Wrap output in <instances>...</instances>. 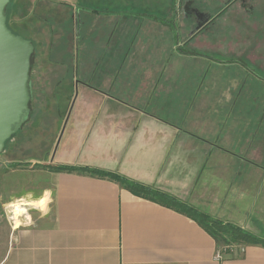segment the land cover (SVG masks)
<instances>
[{
  "label": "crops",
  "instance_id": "0c3cea01",
  "mask_svg": "<svg viewBox=\"0 0 264 264\" xmlns=\"http://www.w3.org/2000/svg\"><path fill=\"white\" fill-rule=\"evenodd\" d=\"M132 6L88 12L95 29L85 36L97 50L77 74L80 92L52 165L120 174L264 240V78L240 64L247 76L240 84L260 86L251 93L233 92L237 79L212 74L213 64H198L203 70L186 78L169 64L171 54L180 56V12ZM221 174L239 186L197 189ZM51 179L48 213L13 228L0 264H264V247L226 253L194 220L113 182L57 172Z\"/></svg>",
  "mask_w": 264,
  "mask_h": 264
},
{
  "label": "rangeland",
  "instance_id": "374dc122",
  "mask_svg": "<svg viewBox=\"0 0 264 264\" xmlns=\"http://www.w3.org/2000/svg\"><path fill=\"white\" fill-rule=\"evenodd\" d=\"M118 1L131 6L133 2H144L146 6L163 11L170 8L166 0H14L11 4V26L24 28L21 31L27 32L31 39L37 40L38 45L32 43L35 52L31 59L30 76L34 92L30 103V120L6 146L4 152L0 153V259L8 247L15 226L18 229L38 224L48 213L52 179L51 172L45 166H52V156L75 92V85L69 83L65 74L64 64L71 61L75 66L77 64L75 75H80L81 67L91 64V58H94L97 50H92V46L97 48V42L90 44L85 36L87 30L95 29L89 11L86 12L85 8H109ZM194 1V5H199L209 14L220 10L219 0ZM255 2L254 11L260 14L261 0ZM187 4L188 8L191 3ZM138 10L144 8L140 6ZM224 10L215 21L216 25L207 34L195 35L193 31L188 30V20L192 21V18L189 16L188 20L183 19L180 26L183 35L178 34L175 43L177 49H181L178 53L180 56L171 54L169 64H179V70L186 78L193 73L196 75L197 69L202 66L199 67L198 64H213L211 73H217L224 81L236 78L237 80L233 81V92L240 93V89L244 87L240 82L245 81L247 77L242 73L243 70L239 69L240 64L253 69L258 76L264 78V68L259 69V66H264V41L257 40V33L264 30V21L258 19L254 24L250 18L252 15L249 17L241 7L234 5H229ZM38 17L41 20L51 18L52 33L42 21L35 20L39 19ZM248 34L256 35L257 38L249 39ZM61 46H64V49L59 51L57 47ZM89 47L90 51H87ZM246 58L253 64H244L242 61ZM59 81L62 82L58 83ZM244 88L246 92L251 93L253 90L259 92L260 86L248 82ZM76 90L80 92V87H76ZM259 103L264 104V98ZM217 171L219 172V168ZM222 174L218 175V181L196 183L197 189L199 187L203 194L209 195L212 191L214 193L215 189L223 190L229 181L230 185L233 183V187L239 186L235 185L240 183L239 180L231 181L228 176L225 179ZM42 198L46 199V203L45 207L40 209L36 204ZM11 205H19L20 213Z\"/></svg>",
  "mask_w": 264,
  "mask_h": 264
},
{
  "label": "trees",
  "instance_id": "16d2710c",
  "mask_svg": "<svg viewBox=\"0 0 264 264\" xmlns=\"http://www.w3.org/2000/svg\"><path fill=\"white\" fill-rule=\"evenodd\" d=\"M13 1L14 0H10L6 8V24H7L8 29H10V31L13 34L18 35L26 40H29L31 44L33 42L34 44H37L36 42L37 40L35 41V39H31L30 38L31 36L28 35L27 32L21 31L24 28L22 27L13 28L11 26L12 23L10 20V13H11V8H12L11 4ZM179 3L180 2L178 0L171 1L170 9L172 13H177L180 11ZM85 11L86 12L91 11V13L93 14L97 13V10H95L93 7L85 8ZM35 20L42 21V24L48 27L52 33L51 18L44 19V20H41L39 18ZM170 23H172V20L170 21ZM34 48H35V45H34ZM57 49L60 51L64 49V46L57 47ZM34 52H35V49H34ZM68 64H73V63L71 61ZM68 68L69 67L67 66V64H64L65 74L70 71V68L69 69ZM30 74H31V69H30ZM66 75H68V73ZM61 82L62 81H59L58 83H61ZM30 88H31V96H32L31 100H33L34 86L31 82V76H30ZM31 110L32 108L30 104V114H29L28 119L23 124V126L5 143L4 150L6 149V146L22 131V129L29 122L30 117H31ZM4 150L2 151V153L4 152ZM45 168L48 169L49 172L68 173V174L75 173V174H79L82 176H89L92 178L107 180V181L117 184L120 188L129 191L131 194L137 197L146 199L148 201H151L159 205H162L164 207L171 208L175 211H178L182 215L194 220L200 227H202L214 239L217 246L220 248H223L226 253L231 251V248L233 246H236L238 248L245 247L246 245H257V246L264 247V240L256 237L255 235L240 228L239 226L231 222H228V221H222V220L216 219L210 216L209 214L199 211L193 208L192 206L188 205L187 203L180 201L176 197L171 196L155 187L141 184L137 181L131 180L120 174L103 171L99 169H94V168L67 166V165H52V166H45Z\"/></svg>",
  "mask_w": 264,
  "mask_h": 264
},
{
  "label": "water",
  "instance_id": "95a60500",
  "mask_svg": "<svg viewBox=\"0 0 264 264\" xmlns=\"http://www.w3.org/2000/svg\"><path fill=\"white\" fill-rule=\"evenodd\" d=\"M9 2L0 0V153L28 119L32 99L30 65L34 49L29 40L8 29L6 8ZM63 130L64 123L58 142Z\"/></svg>",
  "mask_w": 264,
  "mask_h": 264
},
{
  "label": "flooded vegetation",
  "instance_id": "af4514ba",
  "mask_svg": "<svg viewBox=\"0 0 264 264\" xmlns=\"http://www.w3.org/2000/svg\"><path fill=\"white\" fill-rule=\"evenodd\" d=\"M180 3V8H179V12L182 15L183 19H187L189 16L190 18H192L190 21V19L188 20V30H191V32L193 31L195 35H201V34H207L209 33L216 24L215 21L219 18V16L221 15V11H223L224 9H226L229 5L231 6H236V7H241L243 9L244 12L249 14V17L254 21H258V19H261L262 21H264V0H261L260 3V10L261 13L257 14L254 10V6L256 5V0H219L220 1V10L217 12H214L212 14H209L208 12H206L203 8H201L199 5L197 4H193L194 0H178ZM195 2V1H194ZM187 3H191V5L187 8L186 6L188 5ZM193 4V5H192ZM225 11V10H224ZM264 23V22H263ZM262 23V24H263ZM255 24V23H254ZM261 24V25H262ZM262 27V26H261ZM258 28V27H256ZM258 30V29H256ZM261 33H257V40H262L264 41V30L260 31ZM200 33V34H199ZM192 34V35H194ZM249 37V39H256V35H247ZM189 38H191L189 36ZM244 64H253V62L248 61L247 58L242 61ZM261 62V61H260ZM264 64V61H262ZM261 62V63H262ZM72 65L74 64H67V66L69 68H71L72 71ZM250 73L254 74V71H252L250 69ZM72 77H73V84L75 85V92L74 94H76L77 90L76 87L81 85L80 80H78L76 77L77 75H75L74 71L72 73ZM72 84V85H73ZM84 85V84H83ZM72 95L71 98V103L70 106L68 108V111H70L71 107H72V100L74 98L75 95ZM67 111V112H68ZM67 114V113H66ZM66 117V116H65ZM64 123V122H63Z\"/></svg>",
  "mask_w": 264,
  "mask_h": 264
},
{
  "label": "bare ground",
  "instance_id": "6f19581e",
  "mask_svg": "<svg viewBox=\"0 0 264 264\" xmlns=\"http://www.w3.org/2000/svg\"><path fill=\"white\" fill-rule=\"evenodd\" d=\"M17 204H18V203H17ZM25 205H26V204H25ZM11 206H14L16 211H18V212L20 211L19 205H11ZM35 206H36V205H35ZM22 208H23V207H22ZM16 211H15V215L17 214ZM22 212H23V211H22ZM22 212H21V213H22ZM19 213H20V212H19ZM13 214H14V213H13Z\"/></svg>",
  "mask_w": 264,
  "mask_h": 264
},
{
  "label": "built area",
  "instance_id": "2783aa9c",
  "mask_svg": "<svg viewBox=\"0 0 264 264\" xmlns=\"http://www.w3.org/2000/svg\"><path fill=\"white\" fill-rule=\"evenodd\" d=\"M244 248H245V247H240V248H239V250H240L241 253L244 251Z\"/></svg>",
  "mask_w": 264,
  "mask_h": 264
}]
</instances>
